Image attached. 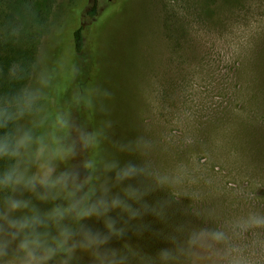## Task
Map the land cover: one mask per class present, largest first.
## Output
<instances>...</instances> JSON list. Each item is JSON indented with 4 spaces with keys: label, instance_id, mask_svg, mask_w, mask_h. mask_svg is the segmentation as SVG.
<instances>
[{
    "label": "rangeland",
    "instance_id": "374dc122",
    "mask_svg": "<svg viewBox=\"0 0 264 264\" xmlns=\"http://www.w3.org/2000/svg\"><path fill=\"white\" fill-rule=\"evenodd\" d=\"M5 1L28 23L41 4ZM28 92L17 139L70 150L53 176L92 210L61 221L74 250L56 264H264V0H55ZM44 191L11 198L70 202Z\"/></svg>",
    "mask_w": 264,
    "mask_h": 264
},
{
    "label": "clouds",
    "instance_id": "9594fccd",
    "mask_svg": "<svg viewBox=\"0 0 264 264\" xmlns=\"http://www.w3.org/2000/svg\"><path fill=\"white\" fill-rule=\"evenodd\" d=\"M29 104L30 100L26 98L25 108ZM2 115L0 113V116ZM19 115H23L22 110ZM6 118L12 119L13 117L9 115ZM4 126L0 123V127ZM33 144L36 145L33 158L39 162L37 165L38 172L29 175L28 167L21 168L17 163L5 171L3 178L0 179V188L15 191L17 187H20L36 193V186L39 185L45 190L43 195L37 194L40 200L51 199L55 201L60 198V192L64 191L71 199L67 207L55 204L51 212L40 216L37 215L34 206L29 208L28 202L7 197L5 200L6 205H8L7 213L0 214V261H3V264H48L49 261L56 264V259L61 253H69L74 250V247L69 245L71 233L68 228L62 227L61 221L69 215H73L74 219L79 220L88 217L92 212L90 208L81 206L84 197L77 198V192L83 185H76L75 178H73L75 187L70 188L66 173H62L59 177L53 176L52 160L58 156H66L70 151L65 149L58 139L50 145L44 142L43 136L33 138L29 133H25L22 137L11 141L6 135L4 140L0 141V156L20 157L22 155L21 149L27 152ZM57 188L60 191L52 196L48 195L49 190ZM24 208H27L28 212L21 217L13 218L10 216L11 213ZM262 223L264 221H254L256 226ZM14 242L15 249H13L11 258H8L9 249Z\"/></svg>",
    "mask_w": 264,
    "mask_h": 264
},
{
    "label": "trees",
    "instance_id": "16d2710c",
    "mask_svg": "<svg viewBox=\"0 0 264 264\" xmlns=\"http://www.w3.org/2000/svg\"><path fill=\"white\" fill-rule=\"evenodd\" d=\"M40 3L35 14L30 12L34 21L28 23L16 9V4L0 0V113L3 114L0 116V123L5 125L0 127V141L6 135L11 141L17 139V122L22 116L19 112L22 110L24 113L25 99L29 100L28 85L36 67L40 44L55 0H41ZM90 15H97L96 7L91 10ZM74 41L76 51H83V27L80 26L74 31ZM9 115L13 118L7 119ZM17 160L18 157L0 156V179L5 171L17 164ZM12 193L11 189L0 188V204H4Z\"/></svg>",
    "mask_w": 264,
    "mask_h": 264
}]
</instances>
